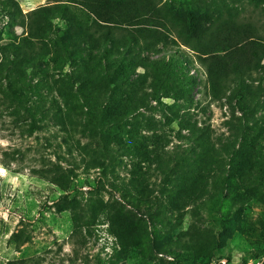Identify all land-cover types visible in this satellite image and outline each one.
<instances>
[{"label": "rangeland", "instance_id": "obj_1", "mask_svg": "<svg viewBox=\"0 0 264 264\" xmlns=\"http://www.w3.org/2000/svg\"><path fill=\"white\" fill-rule=\"evenodd\" d=\"M15 1L26 14L59 0ZM157 1L181 12L208 11L213 20L228 10L264 36V0ZM53 27L54 38L63 35L62 21ZM23 34L0 15V264H174L177 252V264H186L208 238L232 227L212 264H264V94L244 127L237 100L213 99L205 69L173 35L178 47L161 55L190 58L191 95L181 101L151 96L146 108L112 125L106 134L120 144L112 141L102 153L93 133L99 126L95 112L81 100L85 80L64 87V97L53 72L28 71V85L21 88L6 81L2 47ZM81 51L87 54L84 46ZM70 72L66 67L64 74ZM254 77V87L264 88V72ZM116 95L125 102L130 91L122 86ZM237 132L241 139L232 152L249 145L256 166L241 188L244 205L225 189L234 154L222 147L236 143ZM132 138L166 160L167 174L151 160L128 157ZM183 176L203 178L206 194L185 209L174 208ZM236 212L239 226L225 219ZM174 241L180 247L166 249Z\"/></svg>", "mask_w": 264, "mask_h": 264}, {"label": "trees", "instance_id": "obj_2", "mask_svg": "<svg viewBox=\"0 0 264 264\" xmlns=\"http://www.w3.org/2000/svg\"><path fill=\"white\" fill-rule=\"evenodd\" d=\"M0 15L7 18L8 27H21L24 32L18 38L13 36L16 41L2 47L6 81L21 88L28 85V71L40 76L53 72L54 76L59 75L57 93L64 97V87L71 88L75 81L85 80L81 100L84 108L95 112L92 118L99 126L93 133L102 153L111 150L113 140L106 132L112 125L146 108L151 96L181 101L191 95L195 81L186 74L192 67L190 58L181 53L171 58L161 55L162 49L178 47V42L171 39L173 35L194 53L205 69L213 99L228 97L230 103L237 100V107L247 121L244 127L254 120L253 109L264 94L261 84L254 87L257 83L254 74L264 72V36L253 23L241 22L239 15L228 10L221 11L213 20L208 11L188 8L181 12L174 5H161L157 0H59L24 14L15 0H0ZM57 20L63 22L65 29L62 36L54 38L53 22ZM81 46L87 54L81 51ZM44 61H47L46 69ZM66 67L72 69L70 74H64ZM140 69L143 74L138 75ZM122 86L130 91L125 102L116 95ZM236 135V143L222 147L228 155L234 154L232 151L241 139L238 132ZM132 140L134 143L128 150L130 159L151 160L167 174L166 160ZM113 143L120 144L117 138ZM248 150L249 145H244L240 153L232 154L225 188L243 205L246 202L240 194L241 188L256 167ZM204 188L203 178L183 176L172 206L189 207L205 196ZM225 219L235 226L241 225L237 212L234 218L226 214ZM234 228H226L220 237L208 238L209 244L201 245L186 264H212L218 247L231 239ZM171 247L180 245L174 241L166 249ZM176 254L177 259L180 252Z\"/></svg>", "mask_w": 264, "mask_h": 264}]
</instances>
